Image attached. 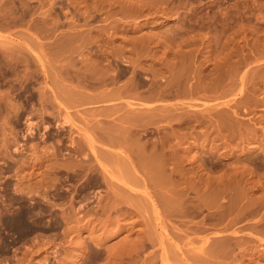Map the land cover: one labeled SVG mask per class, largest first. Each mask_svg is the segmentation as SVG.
<instances>
[{
  "label": "rangeland",
  "instance_id": "374dc122",
  "mask_svg": "<svg viewBox=\"0 0 264 264\" xmlns=\"http://www.w3.org/2000/svg\"><path fill=\"white\" fill-rule=\"evenodd\" d=\"M0 264H264V0H0Z\"/></svg>",
  "mask_w": 264,
  "mask_h": 264
},
{
  "label": "bare ground",
  "instance_id": "6f19581e",
  "mask_svg": "<svg viewBox=\"0 0 264 264\" xmlns=\"http://www.w3.org/2000/svg\"><path fill=\"white\" fill-rule=\"evenodd\" d=\"M138 163H139V162H138ZM147 167H148V166H147ZM161 173H162V172H161ZM161 177H162V176H161ZM166 181H167V180H166ZM151 185H152V184H151ZM167 203H168V202H167ZM162 205H163V204H162ZM172 205H173V204H172ZM166 210H167V209H166ZM166 210H165V211H166ZM177 216H178V215H177ZM149 237H150V236H149ZM146 241H147V240H146Z\"/></svg>",
  "mask_w": 264,
  "mask_h": 264
}]
</instances>
